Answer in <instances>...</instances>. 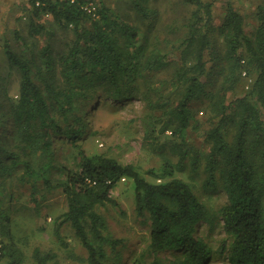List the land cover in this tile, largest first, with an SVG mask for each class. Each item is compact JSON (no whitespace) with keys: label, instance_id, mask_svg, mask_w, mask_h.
<instances>
[{"label":"trees","instance_id":"obj_1","mask_svg":"<svg viewBox=\"0 0 264 264\" xmlns=\"http://www.w3.org/2000/svg\"><path fill=\"white\" fill-rule=\"evenodd\" d=\"M131 1L143 13L142 4ZM182 1L191 9L176 53L164 51L148 35L139 37L135 26L105 4H92L93 0H28L24 9L31 37L45 30L36 20L42 14H49L63 29L70 26L73 38L64 53L54 54L45 45L37 55L28 54L23 46L14 51L6 44L8 67L18 70L20 81L17 99L0 103V176L19 171L17 180L30 186L35 205L40 182L46 191L60 189L67 209L55 218L57 228L70 224L89 264H120L115 249L122 239L107 236L105 219L96 206L116 204L110 191L123 179L133 182L137 216L149 221L148 249L172 251L175 256L168 264H207L215 254L222 257L218 264H264V3L256 6L251 29L245 16L226 4L218 26L222 50L209 51L218 62L221 80L209 90L211 81L203 77H209L205 52L211 47L209 31L214 29L212 0ZM168 67L170 77L161 83H170L172 89L160 99L153 73ZM242 69L253 75L252 82L247 91L235 93V78ZM101 96L119 102L140 98L148 134L156 138L155 126L160 122V133L171 129L179 138L168 145L178 160L165 157L158 173L152 168L146 172L158 181L148 180L132 163L104 153L87 154L79 147L86 131V106ZM200 96L208 100L212 118H217L204 131L203 153L184 141L185 130L197 120L192 104ZM59 138L77 147V169L56 164ZM185 160L193 169L202 166L204 185L224 191L226 201L215 214L187 181L174 176ZM55 172L61 177H54ZM200 222L220 224L224 238L217 249L196 236ZM0 232L8 237L0 259L22 264L23 252L2 221ZM55 233L62 240L58 229ZM105 244L113 254L104 249ZM32 258L35 264H57L54 254L38 247L33 248Z\"/></svg>","mask_w":264,"mask_h":264},{"label":"rangeland","instance_id":"obj_2","mask_svg":"<svg viewBox=\"0 0 264 264\" xmlns=\"http://www.w3.org/2000/svg\"><path fill=\"white\" fill-rule=\"evenodd\" d=\"M138 2L142 4L143 13L136 9L131 0H93L94 4L103 3L110 7L123 21L135 26L139 37L148 35L149 39L159 47L162 46L160 48L164 51L176 53L175 45L185 35V23L190 14V6L185 5L182 0H138ZM228 2L245 16L247 29H251L256 24L254 18L256 6L263 4L264 0H212L214 29L209 31L211 47L205 52L209 77H203L204 80L207 78L211 81L207 85L209 90L217 87L221 80L218 62L210 58L209 51L216 53L222 50V37L218 26L223 20ZM27 4H29L28 0H0V103H6L4 100L7 99L11 101L17 99L20 81L18 70L8 67L6 44L14 51H19L20 46H23L24 52L28 54L36 52V55L41 48L48 45L54 54H60L67 50L73 38L70 26L65 29L59 27L49 14H42L36 18L44 25L45 30L31 37L28 32V10L24 9ZM17 35L20 37H16ZM175 56L172 55L170 58L174 59ZM237 74L235 93L247 91L248 81L240 71ZM169 77V67L153 73V80L159 81V85L156 83L155 87L161 89L158 91L159 95H162L160 99L167 97L168 91L172 89L170 83L163 85L161 83V80ZM207 101L204 96L193 101L192 110L197 120L195 125L191 124L185 130L186 145L201 153L207 149L204 131L211 122L217 121V118H212L213 112H209ZM2 109L3 107L0 111ZM145 112L144 102L140 98L119 102L106 96L99 97L86 106V131L78 140L79 147L87 154L104 153L117 158L122 163H132L148 180L158 181L147 174V170L152 168L158 173L165 157L176 162L178 155L173 153L168 145L169 141L180 140L171 134V129L160 133L158 131L160 122L155 126V134L158 136L153 138L149 135L144 121ZM55 148L57 165L78 168L77 147L69 140L56 139ZM180 167L175 170L174 176L187 181L209 212L215 214L226 201L224 191L218 187L204 185L206 173L201 165L193 169L190 160H185ZM18 172L0 176V222L2 221L5 229L9 230L16 246L23 252L22 264H35L32 258L34 247L54 254L57 264H89L88 253L70 224L65 222L57 228L58 221L55 218L67 209L66 198L62 191L60 189L46 191L40 182L42 190L36 196L38 204L35 205L30 186L21 184L17 180ZM53 176L59 178L61 174L55 172ZM110 195L116 204L106 202L97 205L96 210L105 219L107 236L122 239L115 249V253L120 256V264H150L153 260L160 264H168L172 261L175 256L172 251L153 253L148 249L149 221L146 217L137 216L135 212L132 180L119 181L110 191ZM219 225L200 222L196 236L202 237L213 249H217L224 238ZM56 229L62 240L56 236ZM3 237L5 243L8 237L7 235ZM103 247L109 254L114 253L107 244ZM221 261L222 257L215 254L207 264H218ZM0 264L13 263L5 257L0 259Z\"/></svg>","mask_w":264,"mask_h":264},{"label":"built area","instance_id":"obj_3","mask_svg":"<svg viewBox=\"0 0 264 264\" xmlns=\"http://www.w3.org/2000/svg\"><path fill=\"white\" fill-rule=\"evenodd\" d=\"M73 1V0H72ZM92 4H94V3H92ZM95 6V5H94ZM93 9H94V7H92ZM92 9V10H93ZM243 62V61H242ZM241 75L243 76V77H245V79L248 81V83H247V85H246V87H248L249 86V84L252 82V78L247 74V72H246V70L245 69H242L241 70ZM3 243H4V237H3V235L1 234V232H0V252H1V246L3 245Z\"/></svg>","mask_w":264,"mask_h":264}]
</instances>
